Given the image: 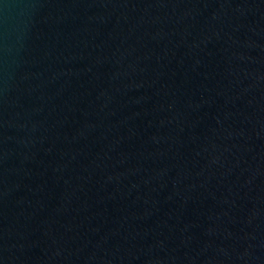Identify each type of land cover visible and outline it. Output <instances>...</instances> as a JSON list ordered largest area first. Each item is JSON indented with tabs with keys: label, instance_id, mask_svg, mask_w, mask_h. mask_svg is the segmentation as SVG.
Masks as SVG:
<instances>
[{
	"label": "water",
	"instance_id": "obj_1",
	"mask_svg": "<svg viewBox=\"0 0 264 264\" xmlns=\"http://www.w3.org/2000/svg\"><path fill=\"white\" fill-rule=\"evenodd\" d=\"M0 264H264V0H0Z\"/></svg>",
	"mask_w": 264,
	"mask_h": 264
}]
</instances>
